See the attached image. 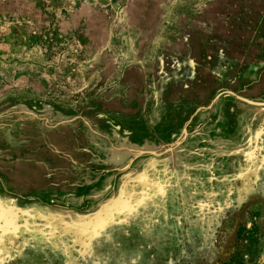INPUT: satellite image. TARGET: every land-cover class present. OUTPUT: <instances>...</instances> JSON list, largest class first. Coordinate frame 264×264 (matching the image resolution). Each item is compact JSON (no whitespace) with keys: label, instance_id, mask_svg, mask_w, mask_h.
I'll use <instances>...</instances> for the list:
<instances>
[{"label":"rangeland","instance_id":"374dc122","mask_svg":"<svg viewBox=\"0 0 264 264\" xmlns=\"http://www.w3.org/2000/svg\"><path fill=\"white\" fill-rule=\"evenodd\" d=\"M0 264H264V0H0Z\"/></svg>","mask_w":264,"mask_h":264},{"label":"snow or ice","instance_id":"6c2138e0","mask_svg":"<svg viewBox=\"0 0 264 264\" xmlns=\"http://www.w3.org/2000/svg\"><path fill=\"white\" fill-rule=\"evenodd\" d=\"M4 240H5V234L3 233L2 230H0V246L3 245Z\"/></svg>","mask_w":264,"mask_h":264}]
</instances>
